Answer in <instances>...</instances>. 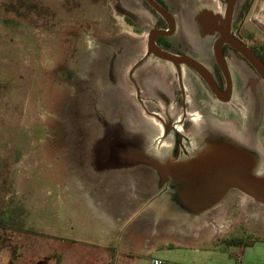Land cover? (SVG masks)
Wrapping results in <instances>:
<instances>
[{
  "label": "rangeland",
  "instance_id": "1",
  "mask_svg": "<svg viewBox=\"0 0 264 264\" xmlns=\"http://www.w3.org/2000/svg\"><path fill=\"white\" fill-rule=\"evenodd\" d=\"M109 2L0 0V248L8 250L12 259L20 252L26 258H45L42 255L51 251L43 237L50 225L46 218L58 216L54 228L61 233L66 225L60 218L64 202L78 199L96 212L101 236L91 248L103 263L119 264L131 256L145 264L150 246L164 237L169 251L163 257L169 261L264 264V206L254 205L246 196L216 223L203 225V235L194 238L188 235L192 229L177 225L166 229L167 221L155 223L145 214L118 219L121 208L112 204L107 188L93 182L83 156V144L89 139H81L91 129L87 120L83 127L75 117L73 123L66 120L75 88L67 83L60 65L65 67L67 57L70 72L79 71L84 63L90 66L96 59L95 36L105 40L116 34L134 44L131 36H124L130 29L122 17L113 16ZM254 3L249 1L240 24L264 43V35L249 21ZM85 69L84 75L89 68ZM102 79L99 73L91 79L93 87H102ZM85 210L79 213L82 219L91 214ZM86 254L80 253L81 264H88Z\"/></svg>",
  "mask_w": 264,
  "mask_h": 264
},
{
  "label": "flooded vegetation",
  "instance_id": "2",
  "mask_svg": "<svg viewBox=\"0 0 264 264\" xmlns=\"http://www.w3.org/2000/svg\"><path fill=\"white\" fill-rule=\"evenodd\" d=\"M223 2L110 0V12L115 18L117 15L122 17L130 29L124 36H131L129 39L134 44L130 45L116 34L105 40L95 36L92 52L96 59L90 66L84 63L79 71L73 73L69 71L68 58L63 60L66 65H60L65 75L62 76L75 88L74 94H70L72 102L67 106L66 120L73 123L75 117L77 123L80 120L82 127L87 120L91 134L85 136L83 133L81 139H103L94 146L96 166H103L110 159L113 139H124L122 126L114 121L118 117L108 119L102 112L104 106L97 103V95L106 93L107 88L93 87L94 81L91 82V79L95 80L98 73L111 91L116 92L117 100L120 101L125 95L128 102L126 106L135 108L143 117L155 122L161 134L165 131V125L170 124L177 129V139L195 138L198 134L197 118L202 115L214 117L221 122H232L235 126L251 118L253 123L259 121L264 106L262 75L233 45L223 43L220 45V55L223 66L229 71L226 75L215 52L221 33L215 31L209 34L213 28L207 21V15H225ZM246 2L241 3L232 25V34L252 48L264 64V51L256 35L252 31L246 33L240 24L248 12ZM132 32H136V37L132 36ZM150 40L157 47L175 55V61L150 53ZM136 52L137 55H133ZM186 60L201 64L219 96L205 77ZM84 66L89 68L86 75ZM251 80L255 84V92L252 91ZM228 93L231 101L223 102L221 99H225ZM114 104L118 105L116 100ZM83 110L87 113H82ZM125 139L131 138L125 136ZM242 197L241 194L232 196L225 209L226 214L238 207Z\"/></svg>",
  "mask_w": 264,
  "mask_h": 264
},
{
  "label": "water",
  "instance_id": "3",
  "mask_svg": "<svg viewBox=\"0 0 264 264\" xmlns=\"http://www.w3.org/2000/svg\"><path fill=\"white\" fill-rule=\"evenodd\" d=\"M244 1L224 0L225 15H207L213 28L209 34L221 33L215 52L226 75L229 71L220 55L223 43L233 45L249 59L264 79L263 62L252 48L232 34L233 22ZM149 48L150 53L161 58L171 61L177 58L152 40ZM186 62L205 77L219 96L201 64ZM251 83L255 92V84L252 80ZM102 85L104 89L107 87L106 93L97 95V103L104 106L102 112L108 119L118 117L114 121L122 126L124 139H113L110 159L103 166H96L93 155L94 146L103 139L85 140L83 156L88 171L95 177L93 182L107 188L104 191L110 195L112 204L121 208L118 219L126 214L128 220L145 214L155 223L167 221L166 229L173 225L192 229L188 235L199 238L203 225L216 223L221 214L226 215L225 209L234 194L264 206V106L257 123L251 118L239 126L202 115L195 138L177 139L176 128L167 124L164 135L161 134L155 122L126 106L125 95L119 101L104 79ZM221 100L230 102L231 95L228 93Z\"/></svg>",
  "mask_w": 264,
  "mask_h": 264
},
{
  "label": "crops",
  "instance_id": "4",
  "mask_svg": "<svg viewBox=\"0 0 264 264\" xmlns=\"http://www.w3.org/2000/svg\"><path fill=\"white\" fill-rule=\"evenodd\" d=\"M64 204L65 209L63 211L65 213H63L60 218L64 219L66 225L62 227L63 231L61 233H58V231L54 228V224H56L55 221L58 219V216L56 219L53 217L46 218V224L50 225L47 226L48 231H46V234L43 237L46 240V244H50L51 247H48V249L51 251L42 255L44 257L46 256L45 258H26L25 256H21L20 252L15 256V259H12V255L8 250L0 248V264H43L42 262L44 260H46L45 264H79L80 260L82 261L84 258L80 257V253L84 251H87L85 256L89 260L88 264H107L101 262L99 256L92 255L91 246L97 245L95 243V239L96 237L101 236V233L95 226V222H97L96 212L92 205L89 203L90 205L84 206L85 201L78 199L72 203L66 201ZM71 208L74 209V211L72 209L73 214L70 213ZM83 208L84 212L86 211L85 209H88V212L91 213L88 215L87 219L79 217V213L82 212ZM52 230H54V232ZM163 239L164 237L158 238L155 243L150 246L146 253L147 256L143 260L145 264H150L151 259L154 257L162 258L163 255L169 251L164 248L165 245ZM56 240L59 244L56 243ZM98 246L100 247V245ZM129 257L130 258L124 260L123 263L119 264H140V261L136 262L134 258H131V256Z\"/></svg>",
  "mask_w": 264,
  "mask_h": 264
},
{
  "label": "built area",
  "instance_id": "5",
  "mask_svg": "<svg viewBox=\"0 0 264 264\" xmlns=\"http://www.w3.org/2000/svg\"><path fill=\"white\" fill-rule=\"evenodd\" d=\"M254 10L250 15L249 21L254 24L256 29L264 35V0H256L254 3ZM238 258L240 254L236 255ZM150 264H187L184 262L169 261L164 258L154 257L151 259Z\"/></svg>",
  "mask_w": 264,
  "mask_h": 264
},
{
  "label": "trees",
  "instance_id": "6",
  "mask_svg": "<svg viewBox=\"0 0 264 264\" xmlns=\"http://www.w3.org/2000/svg\"><path fill=\"white\" fill-rule=\"evenodd\" d=\"M249 4H248V1L246 2V5H245V7H246V10L247 11H249ZM252 36V35H251ZM260 48H261V50L262 51H264V43H260ZM237 245V244H236Z\"/></svg>",
  "mask_w": 264,
  "mask_h": 264
}]
</instances>
